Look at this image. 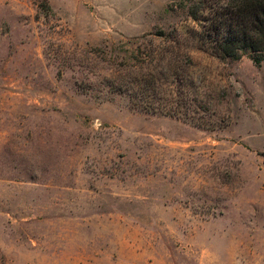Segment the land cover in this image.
Masks as SVG:
<instances>
[{
    "label": "rangeland",
    "instance_id": "obj_1",
    "mask_svg": "<svg viewBox=\"0 0 264 264\" xmlns=\"http://www.w3.org/2000/svg\"><path fill=\"white\" fill-rule=\"evenodd\" d=\"M194 1L0 0V264H264V61ZM168 46L171 115L84 89Z\"/></svg>",
    "mask_w": 264,
    "mask_h": 264
},
{
    "label": "trees",
    "instance_id": "obj_2",
    "mask_svg": "<svg viewBox=\"0 0 264 264\" xmlns=\"http://www.w3.org/2000/svg\"><path fill=\"white\" fill-rule=\"evenodd\" d=\"M187 11L194 20L202 18L201 46L217 58L235 61L248 57L256 66L264 61V0H198ZM174 48L168 46L154 59L138 47L137 51H126L119 61L104 51L102 74L84 89L92 90L98 98H123L134 110L171 115L170 95L163 82L176 73L167 59Z\"/></svg>",
    "mask_w": 264,
    "mask_h": 264
}]
</instances>
